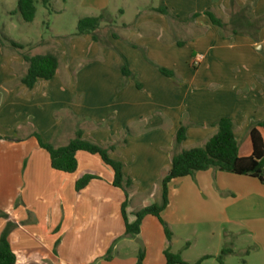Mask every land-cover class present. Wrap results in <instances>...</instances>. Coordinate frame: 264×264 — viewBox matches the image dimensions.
Here are the masks:
<instances>
[{"label": "crops", "instance_id": "1", "mask_svg": "<svg viewBox=\"0 0 264 264\" xmlns=\"http://www.w3.org/2000/svg\"><path fill=\"white\" fill-rule=\"evenodd\" d=\"M234 3L264 16V0ZM230 6V0H82L80 19L103 17L97 31L102 43L88 35L52 45L57 73L32 90L20 82L11 86L17 77L0 53V135L14 138L0 142V238L11 224L8 240L16 264H138L141 253V264H166V250L187 264L205 257L202 264H220L227 249L232 253L223 256L224 264H241L252 251L264 254L260 180L215 169L175 179L161 214L172 239L154 216L144 218L138 236L129 237L122 215L125 193L113 186V170L100 157L79 152L76 172L56 171L31 136L36 131L63 147L81 130L91 143L116 144L110 157L122 162L133 182L126 209L130 224L136 212L162 202V180L174 153L206 144L217 121L234 123L239 154L249 157L250 130L264 120V28L256 38L233 35L205 16L182 22L211 9L228 24ZM164 7L178 19L155 11ZM186 25L201 32L181 39L179 30ZM59 55L70 56L64 70ZM195 56L203 58L198 68L191 63ZM122 57L140 89L135 80L122 87ZM78 60L87 62L70 68ZM182 125L187 138L176 148ZM26 128L30 131L23 133ZM86 175L99 178L78 192L76 184ZM243 238L252 245L240 247Z\"/></svg>", "mask_w": 264, "mask_h": 264}, {"label": "trees", "instance_id": "2", "mask_svg": "<svg viewBox=\"0 0 264 264\" xmlns=\"http://www.w3.org/2000/svg\"><path fill=\"white\" fill-rule=\"evenodd\" d=\"M53 0H41L43 6L48 7ZM38 0H18V13L26 23H32L37 14L36 3ZM231 12L230 21L226 24L221 18L217 17L211 9L202 13H194L188 18L183 19L182 22H194L200 17H207L210 22L222 29L228 30L233 35L246 34L255 35L257 38L258 33L264 28V16L255 17L251 14V7L245 6L238 9L234 0H230ZM159 14L174 17L166 7L155 10ZM103 17H86L80 19L77 24V31L74 36H92L95 42H101L98 37L97 31L100 28ZM1 34V30H0ZM184 42L180 46H184ZM9 46L18 51H23L27 46L19 44L14 40L0 36V47L5 48ZM108 46V45H107ZM23 60L27 66V71L19 80L20 84L32 90L39 81L52 80L59 68V59L54 54L45 55H30L23 54ZM145 59L154 67L164 74L166 77L173 78L174 73L167 69L156 66L154 63ZM119 70L124 76L125 85L127 80H135L138 89L141 85L138 83L137 77L130 71L127 60L122 57V64ZM217 127V132L212 136L206 144L201 147L192 148L190 150H183L179 153H174L172 157V168L170 172L162 180V202L160 204H153L146 208L141 209L135 213L136 221L130 224L127 219L126 209L129 204V189L132 187L133 182L130 178H126L124 174V167L122 162L117 161L110 157V153L116 150V144L101 147L97 144L91 143L84 139L83 131L76 132L75 137L69 141L66 146L56 147L51 142L44 140L42 135L38 132H33L31 135L38 141L39 147L46 151L51 160V166L54 170L67 174L76 172L78 162L76 155L79 152H85L90 155L98 156L102 162L109 166L114 172L113 186L121 189L125 193V201L122 204V215L125 221V234L129 237H136L140 233L142 221L147 216H154L160 220L164 226L168 240L172 239V234L169 231L166 223L163 221L161 214L168 205L169 186L175 179L193 176L197 172L215 169L220 172H225L238 176H248L260 180L264 184V120L254 124L250 130V138L252 143V153L249 157H241L239 154V142L237 141L234 133V123L229 119H221L214 123ZM188 127L182 125L177 131L175 137V147L178 148L186 141ZM14 138H4L0 135V142L3 140H13ZM99 177L93 175H86L80 179L76 184V190L80 192L92 180ZM12 225L8 224L0 238V264H16V255L11 248L8 240L11 232ZM230 249L223 250L221 256L218 258L220 264H224L223 256L231 254ZM144 254L139 256V263L141 264ZM166 264H187L177 254L171 253L170 250L165 251ZM202 258L196 264H202L206 259ZM244 264V263H243Z\"/></svg>", "mask_w": 264, "mask_h": 264}, {"label": "rangeland", "instance_id": "3", "mask_svg": "<svg viewBox=\"0 0 264 264\" xmlns=\"http://www.w3.org/2000/svg\"><path fill=\"white\" fill-rule=\"evenodd\" d=\"M81 2L82 0H55L51 5L45 7L41 0H38L36 3L37 14L35 20L32 23H26L18 13V0H0V36L8 37L25 46L28 42H32L23 51L15 50L9 46L5 48L0 47L5 68L12 70L13 75L17 77L11 86L14 85L15 87L19 85V79L26 71V64L22 57L23 54H54L52 51L55 49H53L52 45L73 38L77 31L78 20L85 14L79 8ZM132 16V14L128 13L127 18H132ZM106 31V29L101 31V34L104 35ZM179 31L181 39L192 37L201 32L199 29L196 30L192 25L182 26ZM68 55L65 59L59 55L62 63L61 70L66 69L68 66L67 62L70 61V56ZM198 58L203 60L201 56H195L191 62L194 68H198L201 65L202 60L201 62H197ZM86 62L85 60H78L71 64L70 68L75 69L79 63L86 64ZM27 131H30V128L23 130V133ZM250 244L252 245V243H248L247 239L244 238L239 242V246L242 248H246ZM244 258L241 264L245 261H248V264L264 263V254L262 252L253 253L252 251L250 258Z\"/></svg>", "mask_w": 264, "mask_h": 264}, {"label": "water", "instance_id": "4", "mask_svg": "<svg viewBox=\"0 0 264 264\" xmlns=\"http://www.w3.org/2000/svg\"><path fill=\"white\" fill-rule=\"evenodd\" d=\"M136 243H138L140 247L142 248V250L144 251V244L138 239L136 240Z\"/></svg>", "mask_w": 264, "mask_h": 264}, {"label": "built area", "instance_id": "5", "mask_svg": "<svg viewBox=\"0 0 264 264\" xmlns=\"http://www.w3.org/2000/svg\"><path fill=\"white\" fill-rule=\"evenodd\" d=\"M197 62H201V58H198V59H197Z\"/></svg>", "mask_w": 264, "mask_h": 264}]
</instances>
